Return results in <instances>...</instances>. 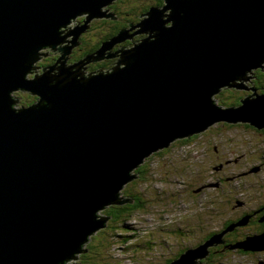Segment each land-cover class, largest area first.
I'll use <instances>...</instances> for the list:
<instances>
[{
  "label": "water",
  "instance_id": "95a60500",
  "mask_svg": "<svg viewBox=\"0 0 264 264\" xmlns=\"http://www.w3.org/2000/svg\"><path fill=\"white\" fill-rule=\"evenodd\" d=\"M111 3L0 0V264L77 259L89 234L104 226L106 217L95 211L130 202L117 197L135 177L130 170L171 140L215 121L264 127L262 93L240 99V107L211 101L226 85L239 87L252 68L263 69L264 0H164L130 28L135 32L120 29L95 53L67 65L65 56L79 44L87 21L110 17L99 8ZM83 13V25L61 33V25ZM137 33L147 36L109 52ZM44 47L61 50L62 57L28 78ZM114 56L121 65L84 75L85 63ZM16 89L39 99L14 108L10 93ZM232 228L166 264L204 258L206 247ZM263 237L246 236L234 247L264 250Z\"/></svg>",
  "mask_w": 264,
  "mask_h": 264
},
{
  "label": "rangeland",
  "instance_id": "374dc122",
  "mask_svg": "<svg viewBox=\"0 0 264 264\" xmlns=\"http://www.w3.org/2000/svg\"><path fill=\"white\" fill-rule=\"evenodd\" d=\"M116 1L118 0H112V3H114V6H119L115 4ZM150 3L152 2L149 0H134L132 3H126L123 6H138L142 8L145 7V4ZM111 4L100 6L99 10L108 12V8L111 9L113 7ZM121 10L123 9L121 8ZM136 12L137 10L133 11L132 14L135 15ZM145 14L142 13L141 20L146 18ZM87 17V13L78 14L76 19L70 21L69 26L72 29L75 25L81 26L86 22ZM100 17L90 22L84 30V32L88 31L89 33L83 35V37L86 36L85 38L88 41L86 44L88 46L91 45L93 41L91 39L95 36L96 33L94 32L97 28L99 30L97 31L98 34H104V29L100 27L102 26L100 25V20L103 18L100 19ZM140 21L130 22L131 24L125 25L121 29L125 28L128 30L130 25L135 26L134 24H138ZM132 30L134 31V29ZM131 33L132 31H127V34ZM134 39L137 38L132 35L122 42L114 43L109 52H117L125 43L133 45V42L136 41ZM129 45L126 47H129ZM77 46H74L71 50L81 47L79 44ZM40 51L43 53L44 50ZM82 52L80 51L79 53ZM69 56H71V51L66 54L65 58L67 59L68 57L69 59ZM61 57V52L53 53L52 50L49 51L48 55H43L40 59H37L34 63L37 70L27 74V77L33 78L36 73H42L43 67L53 66ZM51 58L54 59L49 63ZM95 63H85L82 66V70L86 71L84 75L87 76L89 67ZM115 66L116 64L112 68ZM106 68L108 69V66ZM260 71V67L252 68L240 79L238 82L239 87H223L219 92L211 94V101L218 107L223 108L222 104H226L225 107L229 108L233 106L228 105L232 101L229 100L226 90L229 94H232L233 99L241 97L242 100L246 97L255 98V92L264 94V90H260L263 89L261 86L253 85L254 77ZM223 91L224 93H222ZM10 95L14 100V108L28 107V105L39 99L36 94L21 90H13ZM242 105L241 102H238L235 107ZM221 123L226 122L215 121L208 125L209 127L207 126V128L193 134L195 137L191 139L190 143L185 145L175 144V142L181 140L175 138L169 142L170 144L167 148H159L144 157L135 168L130 170V173L136 174L135 170L144 165L147 174L142 178L136 176L127 180L117 190L118 198H128V192L131 190L140 193L141 199L144 201V206L140 211L131 213L130 220L117 221L116 224H113L116 227L120 225L133 226L116 232L125 237L124 242L104 246L100 244V239L103 237L107 238V236L103 234L99 236L98 231L103 230L102 232H106L108 235L112 229L116 230L117 228L111 225V219L105 212L106 207L97 209L95 217L107 216L104 226L89 234L87 243L82 247L84 249L88 245L89 249L77 253V259L74 256L69 263L65 262V264H82V257L94 258L93 253L95 255L104 253V256H107L110 261L109 264H164L178 250L195 247V243L200 242L199 240L203 237H207L208 233L225 230L223 228L224 222L227 223L230 219H234L233 213L242 214L246 210H250V208H255L261 197L264 198V135H259L255 130L243 127L242 125L245 122H228L227 124H235V126L220 129L217 125ZM220 177L225 179V195L230 197V199L225 198L222 202H219L220 200L216 193ZM134 180H136L135 184H133ZM193 190H195L194 193L192 192ZM161 194H163V198ZM245 216L250 217V215ZM239 221H233L226 227L233 226V228L240 229L238 232L241 231L243 234L251 231L247 227L242 228L244 224L238 225ZM173 227H180L185 234L184 237H182L183 234L179 236L166 233V229H172ZM252 231L250 233L254 236L255 234H252ZM262 233L258 231L257 235ZM150 235L153 241L150 245L151 249L146 251L138 250V254H135L133 252V248L136 246L135 243L139 245L140 242H146ZM223 235L220 236L219 240L222 241ZM91 237H94L93 240H90ZM262 239L261 241L264 242V237ZM91 242L92 244H90ZM217 244L220 245L222 243ZM209 247L211 245L207 246L206 249ZM220 252L224 253L223 256L230 258L231 264H256V262L264 264V250H255L253 253H248V255L235 250H222ZM192 261L196 264L198 261H202V258H195ZM95 264L98 263L95 262Z\"/></svg>",
  "mask_w": 264,
  "mask_h": 264
},
{
  "label": "trees",
  "instance_id": "16d2710c",
  "mask_svg": "<svg viewBox=\"0 0 264 264\" xmlns=\"http://www.w3.org/2000/svg\"><path fill=\"white\" fill-rule=\"evenodd\" d=\"M132 1H134V0H118V1H116L115 4L119 5L123 10H121V8L119 6H114V3L111 4V6H113V7L111 9L108 8V10H109L108 12L109 13L111 12V14H110L111 16L108 18H105V19L103 18L102 20H100V25H102L100 27L104 29V31H103L104 34H102V33L98 34L97 31H99V30L97 28L96 31L94 32V33H96L95 36L93 37V39H91V40H93L91 45H89V46L87 45L88 48L85 49V52L81 56H83L86 52H92V51H95L96 49H98L104 41L113 37L121 28L125 27V25L140 21L142 18L141 17L142 13H146L148 11V9L150 8V6H162L164 3V0H149L152 3L145 4V7H142V8L138 7V6H136V7L123 6L126 3H132ZM136 10H137V12L135 13V15H133L132 14L133 11H136ZM86 33H88V31H86L80 35V37H79L80 41L81 40L85 41L86 36L83 37V35H85ZM135 36L137 39H134V41L136 40L135 42H140L139 38L141 37V35H135ZM125 44L129 45L128 43H125ZM131 45H129V47H131ZM113 62H114V59L109 60L110 64ZM95 65L96 64L91 65V67H95ZM253 85L254 86H261V88H263V89H260V90H264V67H263V69H261L260 73H256V76L254 77ZM225 92L228 93L227 96H228L229 100L232 101L228 105H232V106L238 105V102H240L241 97H239L238 99L237 98L233 99L232 94H229V92H227V90ZM222 93H224V91ZM259 93L261 94V92H259ZM220 103H222V102H220ZM222 106L225 107L226 104H222ZM217 126H218V128L222 129L224 127L231 128V127L235 126V124L221 123V124H218ZM242 126L245 128L251 129V130H255L259 135H264V127L257 130V129L253 128L252 126H250L249 124H246V123H244ZM194 137H195V135L194 136L192 135L189 138L181 139L180 141L175 142V144L185 145L187 143H190L191 139ZM172 144H174V143H172ZM156 153H154V154H156ZM144 167L145 166L142 165V167H139L138 169L135 170L136 171V174H134L135 177L138 176L139 178H142L147 174L146 168H144ZM135 181L136 180L133 181V184H135ZM224 182H225V179L223 177H220L218 179V186L216 187L217 188L216 193H217V196L220 200L219 202L224 201L225 198L230 199V197H228V195H225ZM192 192L194 193L195 190H193ZM162 195L163 194H161V197H162ZM126 199L130 200V202H125L122 204H113V205H110L106 208L105 212L109 215L108 217L111 219L110 220L111 225L117 229L116 230L112 229V231H110L111 233L110 234L108 233V235L106 232L105 233L102 232L103 230L98 231L99 236L101 234L107 236V238L103 237L102 239H100V244L102 246L107 245V244H116L117 242H124L125 237L121 236L120 234H117L116 232L118 230L122 231V230L128 229L129 227H133V226H130V225H122L121 226L120 225V226L116 227V225H113V224H116L117 221L124 222V221L130 220L131 219L130 218L131 213L134 211H140L142 209V207L144 206V204H143L144 201H142V199H141V194L136 193L135 191L130 190L128 192V198H126ZM220 206H222V205H220ZM254 209H256V210L258 209V211H256L255 213H252L254 210H250L251 215H250V217H248V220L244 223L242 228L247 227V229H250L251 231L254 230V231H252V234H257L258 231L264 232V220L260 221L264 217V198L261 197V199L259 200L258 204H256V207ZM247 213L248 212H243L242 214L238 213V212L233 213L234 219H230L227 223L224 222L223 228L225 229V227L233 221L234 222L239 221L241 219V217H243ZM105 217H107V216L105 215ZM238 230H240V229H237L234 227L231 230L225 231V233H223L224 235L222 237V242H221L222 244H220V245L216 244V245L209 247L207 249L208 254L204 258H202V261H198V263H196V264H231L230 258L223 256L224 253L220 252L222 250H229V251L235 250L237 252H241V253L246 254V255H248V253H253L254 251L243 250L241 248L234 247L238 242H240V240H243L245 238V236L251 235V233H250L251 231H248L247 233L243 234L241 231L238 232ZM166 233H168L170 235L175 234V235H179V236L183 234L182 237H184V235H185L183 233V230H181L180 227H173L172 229L168 228V229H166ZM214 233H218V231L208 233L206 235L207 237H203L202 239L199 240L200 242L195 243V245L197 246L198 243L199 244L203 243L206 238H208L209 236H211ZM245 234H247V235H245ZM93 238L94 237H91L90 240H93ZM152 242H153L152 236L150 235L146 242H142V243L140 242L139 245H137L135 243L136 246H134L133 252L136 254L138 250H143V251L150 250L151 249L150 245L152 244ZM90 244H92V242ZM86 246L87 247L85 249H89L88 245H86ZM93 254H94V258L85 257V256L82 257L83 260L81 263L82 264H89V263L95 264V262H96L98 264H100V263L109 264L110 261H109L107 256H104L105 255L104 253L102 255L98 254V253L96 255H95V253H93ZM179 256H180V254L176 253L175 259L178 258ZM169 261H170V259L167 262H169ZM167 262H165V263H167ZM256 264H258V262H256Z\"/></svg>",
  "mask_w": 264,
  "mask_h": 264
},
{
  "label": "flooded vegetation",
  "instance_id": "af4514ba",
  "mask_svg": "<svg viewBox=\"0 0 264 264\" xmlns=\"http://www.w3.org/2000/svg\"><path fill=\"white\" fill-rule=\"evenodd\" d=\"M78 41H79V45L81 46L80 48H75V49H73V50H71V56H69V59H68V57H67V59H66V62H67V64H73V63H76V62H78V61H80V60H82V58L83 57H86L87 55H89V54H92L93 53V51L92 52H86L84 55L85 56H81L84 52H85V49L86 48H88V46H87V44L86 43H88V41L85 39V41H80L79 39H78ZM84 45H85V47H84ZM83 46V47H82ZM124 46H128V45H124ZM78 47V46H77ZM77 49V50H76ZM78 51V52H77ZM80 51H83L82 53H79ZM112 52V51H111ZM87 54V55H86ZM53 59L54 58H51L50 59V61H49V63H51L52 61H53ZM109 60H111V59H106V60H97L96 62H98V63H95V62H91V63H95L96 65H95V67H89V70L91 71L90 73H88V74H93V73H95V72H98V71H106L107 70V66H108V70L107 71H109L113 66H114V64L113 63H109ZM100 62H102V63H100ZM91 65H94V64H91ZM94 69H96V70H94ZM35 70H37V68H35ZM38 72V71H37ZM84 73H85V71H84ZM250 210H254L252 213H255L256 211H258V209L256 210V209H254V208H250ZM250 210H246L245 212H248L247 214H245V215H251V211ZM244 215V216H245ZM243 216V215H242ZM185 251V249H180V250H178L176 253H178V254H181L182 252H184ZM176 253H174L173 255H171V257H169L168 258V260L170 259V261L171 260H174L175 259V256H176ZM167 260V261H168ZM166 261V262H167ZM166 264V263H165Z\"/></svg>",
  "mask_w": 264,
  "mask_h": 264
},
{
  "label": "bare ground",
  "instance_id": "6f19581e",
  "mask_svg": "<svg viewBox=\"0 0 264 264\" xmlns=\"http://www.w3.org/2000/svg\"><path fill=\"white\" fill-rule=\"evenodd\" d=\"M163 13L168 14L167 10H165V12H163ZM110 14H111V12H110ZM95 18H98V16H95V17H93V18H90V19L87 21V23L89 24V23L92 22ZM100 19H102V18L100 17ZM162 19H166V17H162ZM69 23H70V21H69L68 23H66V24L61 25V29H62V30H61V33H67V32H69V31L73 30L72 27L69 26ZM134 25H136V24H134ZM132 27H134V26L130 25V26H129V29L132 28ZM130 31H132V33H133V32H135V29H134V31H133L132 29H130ZM132 33H131V34H132ZM135 35H141V37H145V36H147V33H137V34H134V36H135ZM120 41L122 42V40H120ZM43 50H44L43 53L40 51V52L37 54L38 59H40V57L43 56V55H48V52L51 51V50H52L53 53H56L57 51H58V52H61V50L56 49V48H54V47H44ZM119 58H120V57H117V56H114V57H107V58H102V59L92 60V61H89V62H87V63H90V62H96L97 60L114 59L113 64H116V66H118V65H121V63H120V59H119ZM43 68H45V67H43ZM111 69H112V68H111ZM111 69H110V70H111ZM33 71H34V70H31V72H33ZM29 72H30V71H29ZM226 86L230 87V86H234V85L230 84V85H226ZM16 90H21V89H16ZM21 91L28 92L27 90H21ZM73 257H74V256L71 255L68 259H66V262L69 263V262H70V259H72ZM71 264H72V263H71Z\"/></svg>",
  "mask_w": 264,
  "mask_h": 264
}]
</instances>
